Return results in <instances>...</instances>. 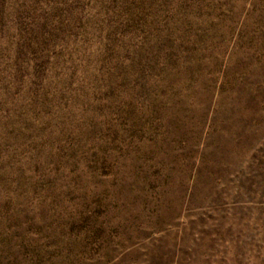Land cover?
Masks as SVG:
<instances>
[{"label": "rangeland", "instance_id": "1", "mask_svg": "<svg viewBox=\"0 0 264 264\" xmlns=\"http://www.w3.org/2000/svg\"><path fill=\"white\" fill-rule=\"evenodd\" d=\"M0 264H264V0H0Z\"/></svg>", "mask_w": 264, "mask_h": 264}]
</instances>
